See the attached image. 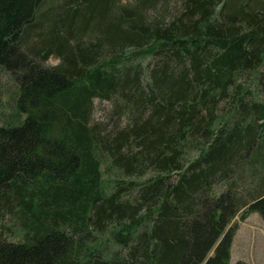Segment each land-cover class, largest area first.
Masks as SVG:
<instances>
[{
	"label": "trees",
	"instance_id": "1",
	"mask_svg": "<svg viewBox=\"0 0 264 264\" xmlns=\"http://www.w3.org/2000/svg\"><path fill=\"white\" fill-rule=\"evenodd\" d=\"M0 68V264H229L264 219V0H0Z\"/></svg>",
	"mask_w": 264,
	"mask_h": 264
},
{
	"label": "rangeland",
	"instance_id": "2",
	"mask_svg": "<svg viewBox=\"0 0 264 264\" xmlns=\"http://www.w3.org/2000/svg\"><path fill=\"white\" fill-rule=\"evenodd\" d=\"M123 2H125V0H123ZM147 61H150L149 57L144 59V65ZM58 62L59 59L54 55H49L46 59L40 60V63L43 66H52ZM18 94L19 90L17 84L6 72L3 73L0 71V117L3 119L8 115L12 120L10 122L13 125L18 124V121H14V117L17 113L14 103ZM256 96L257 98L264 100V89H262L260 97L257 94ZM111 111L112 102L94 99L92 121L99 123L106 122L108 128H112L114 119L110 116ZM19 117L21 118L22 116L20 115ZM125 122L126 119L122 118L121 125H124ZM190 154H193V151ZM100 169L103 172L102 182L103 186L106 188L105 193L108 194L112 190V185L114 183L113 180H115L114 178L121 179L123 177L120 176L116 167L112 165L109 157L102 158ZM148 175L149 173L144 174L145 177ZM143 178L144 177L141 176L137 179L142 180ZM131 179H134V176L131 177ZM132 194H134V192ZM123 196L125 195H122V197ZM13 220L14 218L11 217V215L6 214L3 224L11 227L10 231H8V239L17 241L21 239L23 228L19 222ZM233 222L237 223V229L235 230L232 239L229 264H264V219L257 212H251L243 220H240L238 213ZM111 230L112 225L110 223H106L101 231L92 227L91 224V231L93 232L91 237L96 238V242L99 243V245H102L104 251L107 249L108 252L115 248H119L116 247L113 240L110 238Z\"/></svg>",
	"mask_w": 264,
	"mask_h": 264
}]
</instances>
